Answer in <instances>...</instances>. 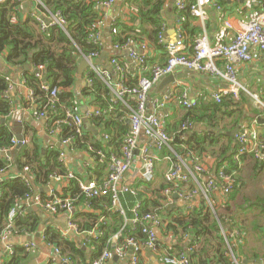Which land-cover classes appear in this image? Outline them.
<instances>
[{
  "label": "crops",
  "instance_id": "crops-1",
  "mask_svg": "<svg viewBox=\"0 0 264 264\" xmlns=\"http://www.w3.org/2000/svg\"><path fill=\"white\" fill-rule=\"evenodd\" d=\"M134 1L135 0H113V5L108 9L100 6L102 8L101 21L96 23V31L90 36L93 39V45L98 48V55L91 60H87L90 66L83 71L80 77L76 74L78 64L76 65L75 83L70 90H67L73 94V104L75 103L77 114L83 119H86L87 116L93 115L95 111H97L92 96H87V94H85V90L91 86V84H89V73L93 72L94 75L100 79L99 75L94 72L93 69H97L99 72H106L108 77L105 81L107 82L102 81L106 83L109 89L112 87L113 90H116L119 83H123L126 86H134L138 79L148 76L154 66L163 65L167 59L166 56L168 55L164 51L163 45L159 43V41L157 44L152 41L153 28L148 24H144L140 29L139 23L134 22L135 20H133V18L137 16L136 13L139 5L138 0L135 1V4L133 3ZM150 1L151 4L159 2L160 8L158 11L161 19L160 30L164 42H173L180 35L183 38V43L187 51L191 50L197 38H201L204 35L212 41L215 33L221 26V17H219L215 12L216 10L212 7L208 8V14L210 16L209 21L202 24L190 15L186 16L184 14L185 10H177L175 7L176 0ZM187 1L188 4H191L189 2L190 0ZM244 1L245 0L241 2L238 0H230L228 2H223L217 0L216 2L217 5L221 6L223 9V18L237 20L239 11L243 10L242 6ZM32 2L33 0H20L19 3L21 4V13L23 15H26L28 11L31 10ZM192 2H194V0ZM23 4H27V6L23 7ZM242 12L245 13L244 11ZM44 19L49 23L47 15L44 16ZM119 24L122 25V27L126 26L129 30L132 29V31H125L124 34V36L127 34L131 35L132 39L129 40V43L121 46L113 41V35H111L110 32L111 27L114 25V32L121 35L123 31H120L121 26H119ZM132 56L143 57L146 61L145 64L140 65ZM112 59L116 60L122 67L120 70L122 72L118 73L117 70L110 65ZM218 64L219 66L222 65L220 63ZM24 66H26L29 71L30 69L42 71V68L39 69V67L31 68L28 65ZM109 67H111V70H109ZM0 72L8 75L9 87L3 94V97L9 102L11 107L10 114L7 117L0 116V128L6 127L17 143L25 141L26 144L24 146L17 145L20 146L18 152L23 149L29 151L38 149L41 153H47L50 150L59 151V161L65 169V174H71L75 177V179L66 180L62 178L63 176L57 175L61 177V180L57 181L54 179V174L49 177L48 181H45L43 178H38V175L31 174L29 168L27 167V169L25 167L20 172L16 169L5 171L0 175V183L3 181L10 182L16 179L24 181L25 183L28 182L32 187L31 198L33 196H39L42 199L46 198L48 200L51 199V197L72 198L71 187L74 188V182L76 185L77 181L102 182L107 172L108 157L110 155H119L121 152L120 145L118 143L116 145V142L113 143L112 139L116 141L118 136L122 139L125 134L123 135L122 131L118 129H106L104 124L93 122L87 118V122L83 123L82 133L79 135L84 139L85 145L81 146V144H76V142H74L75 140L73 141L70 138L63 137L66 132H63L62 124H56V122H52V124L51 116L48 113L45 114L43 118L34 116V113L38 111L37 104L35 100L34 103L29 106L27 96L28 88L22 80L25 73L24 70H21V68L13 69L7 66L4 60L0 58ZM236 72L238 81L244 87L245 91L242 90L240 92L238 99L231 97L224 98L222 103L217 105V103L213 101L212 96L223 87L219 79L206 73L177 70L172 75L161 79L148 92L146 112L148 114H155L164 123V127L170 136L177 134L181 124L190 114L189 118L192 119L190 121L194 126L192 130L184 134V137H192L196 140H200L203 142L205 148L214 151L216 156L226 151V146L229 145L230 149L227 150V156L231 158L236 148V141L234 136H230V133L237 127L239 129L238 131L248 129L252 132V136H254L251 138H256L254 141L264 142V126L256 122L258 118L264 119V55L254 51L252 61L247 64H237ZM170 77H173V81L168 79ZM164 97H167L168 100L163 103V106L153 107L155 101L163 100ZM254 98L262 102L263 105L260 104L259 106V103H257L258 101ZM183 99L194 102L196 108L193 110H186L182 104ZM67 102L68 100L61 101L60 105L62 109L66 110ZM117 104L119 108H116L117 106L113 108L114 114L112 115V120L116 122L124 121L128 130H130L129 119L121 115L122 110L120 107H122V105L120 103ZM3 119H5V123H2ZM234 121L238 122V126L231 128ZM190 133L192 134L189 135ZM17 134L22 135L20 140ZM65 140H69V142L65 144ZM58 145H60V147ZM94 147L100 148L98 152H101V154L104 153L106 157L101 158L98 152H94V150L98 148ZM144 147H148L151 155L156 159L154 179L150 182L152 185L150 188L158 189L161 185L166 184L164 174L171 163L170 157L166 154L167 152L165 150L157 152L153 142L148 140L144 134H141L138 139L137 149L134 153L135 161L131 164L130 170L124 175L122 183L131 188H135L139 183L144 182L142 180L143 169L139 154ZM110 152H114L115 154H111ZM11 159L12 158L8 160ZM185 160L188 162L187 159H183V161ZM200 161L207 169V172L200 181L208 182L210 180H215L216 171L221 168H217L218 158L208 152L204 154L202 158L200 157ZM256 162L262 163L259 172L255 170H258ZM222 167L226 169V163H224ZM236 172V186L239 185V194L233 199H231V196L228 198L223 197L221 193L215 194L213 197V205L218 212H221L223 209L227 210L233 208L239 195L242 199L243 196L246 197L247 201H244V204L260 196L258 192L252 191L250 188L257 190L258 187H260V189L264 191V158L259 160L246 155L242 158L241 165L237 166ZM144 188L143 185L140 186L141 191ZM147 193L146 197L152 195L149 191H147ZM247 194H250L251 197ZM172 196L173 195L166 201L167 206H164L168 211L174 210L170 208L171 206L175 207V211L172 212H182L187 209L186 207H198L200 205L198 198H192L191 201H183L178 196L176 199ZM122 197L123 195L120 197V205L125 213V217H128L126 218V224L130 225L132 224L133 209H131L132 207H129L127 203L126 207L122 204ZM73 200V209L69 217V214L65 213H47L42 208L35 206L30 199H22V201L18 202L17 205L13 207L16 217L20 216L27 220L31 217L32 223L35 222L34 229L30 228L32 232H16L7 241L0 240V253L9 254V252H13L16 246L28 250L30 255L28 264H34V262L35 264H73L61 256L58 247L47 242L46 233H56L59 237L71 239L81 249L85 250V258L87 260L92 258L91 250L87 248L86 244L89 245L91 239L97 241L103 236V233L98 229L100 226L105 227V223L113 227L115 226L114 220L110 217L111 213L115 212V209L113 207H103L102 210H99L89 207L85 202L82 203L81 201ZM241 202L243 203V200ZM253 208L254 209H249L239 215L240 222L245 223L246 220H250L249 223L252 224L261 220L263 223H260L261 225L259 228L264 231V215L262 214L260 216L258 214L259 211H255L257 208ZM80 210H83L86 216H93V227L89 231L95 232V237H87L83 234L84 231L81 232L78 230L77 232L70 227V223L75 225L73 223L74 219L79 223L86 220ZM249 214L251 218H254H246ZM117 215L118 218H120L118 213ZM224 228L227 233H229L231 231V224L227 222ZM229 228L230 231L228 230ZM244 229H246V227ZM192 234L191 232V235ZM237 234L238 233L235 232L233 237ZM157 235L159 245L156 250H141L139 253L140 264H162V257L165 254L176 253L183 247L185 242H187L185 237H189L188 234L173 236L172 231L166 230L165 227L158 229ZM122 236V229H119L115 233H110L106 241L107 245L102 250L104 251L107 249L112 252L111 264H130V252H128L127 256L124 258H119L114 253V249L120 246L119 242L124 238ZM56 250H58V253H56ZM237 257L239 259V264L246 260H256L250 259L243 254ZM263 257L264 255L257 259H262ZM207 261L214 263L215 257H212L209 253ZM229 261L231 264V259H229ZM88 262L90 263V261Z\"/></svg>",
  "mask_w": 264,
  "mask_h": 264
},
{
  "label": "trees",
  "instance_id": "trees-1",
  "mask_svg": "<svg viewBox=\"0 0 264 264\" xmlns=\"http://www.w3.org/2000/svg\"><path fill=\"white\" fill-rule=\"evenodd\" d=\"M40 1L43 6L36 5L32 2L31 10H29L26 15H23L21 13L20 1L0 0V58L4 60L7 66L13 69L21 68L24 65H28L31 68H42V73L39 76L32 74L29 70H24L25 73L22 80L27 88L33 91L37 110L42 111L44 114L48 113L52 119L51 123H55L56 120H64L66 113H78L75 103L73 104L74 96L67 90H70L75 83L77 60L79 58L88 57L92 52H98V48L93 45V39L90 36L96 31V23L101 21L102 18V8L98 6V3L105 0ZM135 1L133 2L134 4ZM192 1L193 0H190L189 2L192 3ZM138 2L137 16H134L133 20L139 23L140 29L144 24L150 25L153 28L152 41L157 44L158 36L161 33V19L158 11L160 8L159 2H154L153 4H151L150 0H138ZM184 10V14L189 16V10L187 8ZM58 11L65 19V28L61 29L58 26H50L42 30L40 28V23L37 22V17H40L42 13L49 16V13L54 14ZM119 26H121L120 31H123L121 35L114 32V25L111 27L110 32L111 35H113V41L121 46L129 43V40L132 39V36L129 34L124 36L125 31H132V29L129 30L126 26L122 27L120 24ZM7 79L8 75L0 72L1 117H7L11 111L9 102L3 97V94L9 87ZM89 79L91 81V86L85 90V94H87V96H92L94 104L97 107L96 110L100 115H90L87 118L93 122L104 124L106 129L114 128L121 130L123 135H126L129 130L124 124V121L116 122L112 120V115L114 114L113 108L118 104L116 105L110 102L112 97L109 87L101 79L97 78L93 72L89 73ZM45 85L48 86L49 91L52 89H57L59 91L54 101L49 100V91L43 88ZM64 100H68L66 103L67 111L62 109L60 105L61 101ZM128 105L133 108L135 99L129 98ZM116 108L119 107L117 106ZM120 108L122 110L121 115L124 118H128L130 115L128 108L123 105ZM195 108L196 104L195 107L188 110H193ZM189 117L186 119L192 120ZM61 126H63V132H66L63 136L64 138L67 137L73 141L75 140L74 142H76V144H81V146L85 145L84 139L79 136L80 134L76 133L74 128L64 124ZM236 126H238V122L234 121L231 128ZM184 134L185 133L178 130L176 135L171 136L173 140V152L168 150H165L167 153L164 152L168 154L170 158L174 160L176 156H178L182 159H187L189 155L202 158L204 154L210 152L218 158L217 168L226 163V173L237 171V166L232 160V157L230 158L227 156V150L230 149L229 145L226 146V151L216 156L214 151L205 148L203 142L192 137L185 138ZM120 139L121 137L118 136L116 141L115 139H112V141L113 143L116 142V145L118 143L121 147L122 139ZM12 140L13 135L11 132L6 127H1L0 151L9 150ZM99 149L100 148L95 149L94 152H98ZM110 153L115 154L114 152ZM58 154L59 151L54 150L41 153L38 149L34 151L23 149L11 160L0 157V171H11L16 169L20 172L23 168L28 167L31 174L38 175V178H43L45 181H48L49 177L54 174L64 177L66 175L65 169L59 161ZM256 166L258 170H255L259 172L262 163L256 162ZM141 185L145 187L142 191L140 189ZM236 185L237 184H235L230 194L231 199L239 194V185ZM73 186L74 188L71 187L73 199L81 201L82 203L85 202L89 207L99 210H102L103 207H112L111 200L108 196L89 199L79 191L75 182ZM151 186V183H139L137 187L133 188L135 189L134 196L130 194L123 195L121 198L122 204L126 207L127 203L129 207H132L131 209L138 207L140 216L149 213L156 215L161 221L158 229L165 227L166 230L172 231L173 236L188 234L189 237L187 242H185L183 247L178 251L184 252L188 247L193 249V254L190 256V264H230V252H232L235 257L243 254L250 259H257L264 255V253L259 254L258 252L244 251L245 232H243V229L246 225L240 222L239 216L242 212L254 209L253 207L257 208L255 210L259 211L258 214L260 216L262 214L264 215V197L257 196L255 199L244 204V201L247 200L246 197L243 196V199L241 198V200H243L242 204H239L237 200L233 208L227 210L223 209L221 212L216 211L215 214L208 212L202 201H200L198 207H186L187 209L185 211L172 212L168 211L162 205V202H166L169 199L163 195V191L171 187V185L166 183L165 185H161L158 189H152L150 188ZM31 191L32 187L30 184L19 179L0 183V234L7 224L6 221L9 211L13 209L18 202L22 201V199H27V196H31ZM147 191L152 195L146 197V194H148ZM239 197L241 196L239 195ZM239 197L237 199H240ZM42 200L47 201L46 198ZM80 211L83 213L82 215L86 220L80 222V224L74 219L73 223L77 226L79 231H89L93 227V216H86L83 210ZM110 217L114 220L115 226L113 227L106 223L105 227L100 226L98 229L103 233V236L97 241L91 239V243L89 245L86 244L92 254V258L89 260L85 258V250L81 249L69 238L59 237L56 233H46L47 242L58 247L61 256L66 258L69 262L73 264H86L89 263L88 261L91 262L98 257L99 253H101L107 245L106 241L109 234L115 233L119 229H122V237H124L123 240L121 239V242H119V245L124 244L128 237H132L136 240L143 239L144 236L138 225L126 224L127 216L125 218H118L117 212L115 211L111 213ZM227 222L231 224V231L233 233L237 232L238 234L235 237L227 235L225 239L221 235L220 227L224 228ZM253 225V232L255 231L260 235H264V231L259 228V225ZM34 226L35 222L32 223L31 217L27 220L26 218L18 216L14 220L13 234L16 232H32ZM191 232L193 233L192 235ZM209 253L212 257H215L214 263L207 261ZM29 256L27 249L15 246L12 255L0 253V264H28Z\"/></svg>",
  "mask_w": 264,
  "mask_h": 264
},
{
  "label": "built area",
  "instance_id": "built-area-1",
  "mask_svg": "<svg viewBox=\"0 0 264 264\" xmlns=\"http://www.w3.org/2000/svg\"><path fill=\"white\" fill-rule=\"evenodd\" d=\"M20 1V0H17ZM217 0H194L191 4H188L187 0H176L175 7L177 10L188 9L189 14L194 19H197L202 24L209 21L210 16L208 14V8L212 7L215 12L221 17V26L215 33L212 41L204 35L201 38H197L191 50L187 51L183 38L179 35L173 42H164L161 33L158 36V41L163 45L166 52L167 59L161 66H154L149 75L138 79L134 86H126L123 83L117 85V89H111L112 104L120 103L128 108L130 115L128 117L130 123V130L122 140L121 152L119 155H110L107 160V172L100 183L95 182H82L77 181V187L79 191L86 198L108 196L111 200V205L120 217L125 218V213L120 205V197L125 194L135 195V189L123 184L124 175L130 170L131 164L135 161L134 153L137 149V142L141 134L153 142L154 148L157 152L163 150H172V138L166 132L164 123L155 115L148 114L146 112L147 95L151 88L158 83L164 77L172 75L177 70H186L195 73H206L213 77H216L221 81L223 87L219 89L213 96V101L217 104L222 102L223 98L232 97L238 99L240 92L245 91L244 87L240 84L237 78L236 65L247 64L253 59V52L264 55V0H245L243 3V10L239 11L237 20L223 18L222 7L217 5ZM228 2L230 0H221ZM36 5H42L40 0H33ZM102 8H110L113 5V0H105L98 3ZM41 16L44 18L45 14H41L37 17V22L40 23L42 30L47 29L50 26H58L64 29L66 26L65 19L58 11L54 14L49 13L47 19L48 24H45ZM98 53L92 52L86 60L95 58ZM140 65L145 64L143 57L132 56ZM222 64L219 66V64ZM110 65L120 71L122 67L116 60L112 59ZM41 69V67H39ZM100 79L105 81L108 77L106 72H99L97 69H93ZM38 76V75H37ZM8 80V79H7ZM107 82V81H105ZM24 83V81H23ZM25 84V83H24ZM89 84L91 81L89 80ZM43 88L49 91L48 86ZM28 91V103L29 106L34 103L35 97L32 90ZM57 89L49 91V100L54 101L58 94ZM134 98L135 105L131 108L128 105V99ZM168 100L164 97L163 100L155 101L153 107H161L163 103ZM259 103V102H258ZM184 108L192 109L195 107V103L192 101L182 100ZM112 109V108H111ZM94 116L100 115L98 111H95ZM37 118L45 117L42 111L34 113ZM88 117V116H87ZM86 117V118H87ZM56 124L69 125L75 129L76 133H82L83 118L75 113H66L64 120L56 121ZM194 124L189 119H186L180 126V131L186 133L192 130ZM254 136V135H253ZM252 132L248 129L238 131L235 135L236 148L231 155L232 160L236 166H240L242 158L244 156H251L254 159L262 160L264 158V142L254 141L252 139ZM69 140H65L67 144ZM24 146L25 141L17 143L15 139L11 141V147L7 151H11L16 148L17 145ZM140 163L142 165L143 173L142 180L150 183L154 179L155 173V158L151 155L149 148L144 147L140 151ZM101 158H105V155L98 152ZM187 161H183L182 158L176 156V159L170 158V165L166 173L164 174V180L171 187L164 190L163 195L170 197L171 195H177L183 201H191L192 198H198L202 201L208 212L215 214L216 210L213 205V197L217 193H221L223 197L228 198L233 191L236 184L237 172L226 173L225 167H222L216 171L215 180L208 182L200 181L204 174L207 172L205 166L201 163L200 158L189 155ZM27 170V169H26ZM5 171H0V175ZM66 180L75 179L71 174H66L62 177ZM55 180L60 181L61 177L55 175ZM31 200L37 207L42 208L45 212L50 214L65 213L69 214L73 209L72 198L63 197H51L47 201H43L39 196H27L26 200ZM132 225H138L143 234L142 240H136L132 237L128 238L123 245L117 246L114 249V253L119 258H124L127 253L130 252V264H140L139 253L143 249L156 250L159 245L157 231L161 223L160 218L154 214H147L140 216L138 207L132 210ZM16 218L15 210L11 209L7 215L6 226L0 234L1 241H7L13 236V224ZM70 227L78 232L77 226L69 224ZM221 235L226 239L227 235L234 236V233L230 231L227 233L226 229L220 227ZM84 235L87 237L96 236L93 231H84ZM188 237H185V240ZM130 250V251H129ZM58 253V250H56ZM12 255V252H9ZM193 254V249L188 247L184 252L177 251L174 254H165L161 261L162 264H190V256ZM112 252L109 250L102 251L98 257L93 259L88 264H111ZM231 264H239L238 257H235L230 252ZM85 264V263H79ZM87 264V263H86Z\"/></svg>",
  "mask_w": 264,
  "mask_h": 264
},
{
  "label": "water",
  "instance_id": "water-1",
  "mask_svg": "<svg viewBox=\"0 0 264 264\" xmlns=\"http://www.w3.org/2000/svg\"><path fill=\"white\" fill-rule=\"evenodd\" d=\"M238 1H242V0H238ZM27 4H23V7H26ZM41 18L44 20L45 23H48V21L46 19H44L42 16ZM77 64H78V67H77V71H76V74L78 77H80L83 73V71L88 68L90 65L89 63L87 62V60L83 59V58H79L77 60ZM21 70H27V67L26 66H23L21 67ZM109 70H111V67H109ZM30 71L32 72V74L34 75H40L41 74V71L37 70V69H30ZM170 79V81H173V77H170L168 78ZM87 122V118L83 119V123H86ZM259 125L261 126H264V119H261V118H258L257 121H256ZM2 123H5V119L2 120ZM238 127L235 128L231 133H230V136L233 137L237 132H238ZM192 133H190L189 135H191ZM18 135V139L20 140L22 138V135L20 134H17ZM60 147V145H58ZM20 149V146H17L16 148H14L13 150L11 151H0V157L2 158H5V159H10V158H13L19 151ZM172 197H174L175 199L177 198V195H173ZM163 206H167V202H162ZM170 208L174 209L172 211H175V207L174 206H171ZM230 227V226H229ZM230 231V228L228 229ZM249 264H264V257L262 259H256V260H251V261H248ZM35 264V262H34Z\"/></svg>",
  "mask_w": 264,
  "mask_h": 264
},
{
  "label": "rangeland",
  "instance_id": "rangeland-1",
  "mask_svg": "<svg viewBox=\"0 0 264 264\" xmlns=\"http://www.w3.org/2000/svg\"><path fill=\"white\" fill-rule=\"evenodd\" d=\"M255 98H256V96H255ZM255 100H257V99H255ZM257 101L259 102V106H260V104L263 105L262 102H260L259 100H257ZM250 189L252 191L258 192L260 196L264 197V191L261 190L260 187H258L257 190H253L252 188H250ZM247 195L249 197H251L250 194H247ZM241 201L242 200H241V197H240V199H238L239 204H242ZM255 211H258V210H255ZM255 211H253V212H255ZM246 218L252 219L254 217L251 218V215L249 214L248 216H246ZM249 222H250V220H248V221L246 220L245 223H243V224L246 225L245 226L246 229H243V232H245V237H244L245 246L243 247V249H244L245 252H259V253H263L264 252V235H260V234L256 233L255 231L253 232V230H252L253 224H257V225L260 226L261 225L260 223H263V222H261V220L256 221V222H254L252 224L249 223ZM247 223H249V224H247ZM246 254H248V253H246ZM241 264H249V263L246 260V261L241 262Z\"/></svg>",
  "mask_w": 264,
  "mask_h": 264
}]
</instances>
